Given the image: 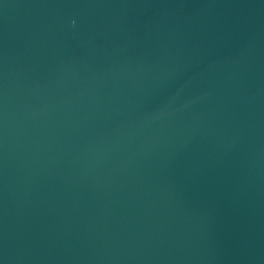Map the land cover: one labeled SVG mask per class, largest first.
Listing matches in <instances>:
<instances>
[{
	"label": "water",
	"instance_id": "water-1",
	"mask_svg": "<svg viewBox=\"0 0 264 264\" xmlns=\"http://www.w3.org/2000/svg\"><path fill=\"white\" fill-rule=\"evenodd\" d=\"M0 264H264V0H0Z\"/></svg>",
	"mask_w": 264,
	"mask_h": 264
}]
</instances>
